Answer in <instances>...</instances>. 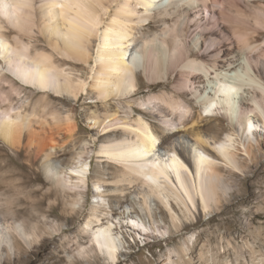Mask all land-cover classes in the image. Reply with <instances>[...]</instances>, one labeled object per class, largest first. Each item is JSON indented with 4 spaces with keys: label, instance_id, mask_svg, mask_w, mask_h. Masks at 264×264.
<instances>
[{
    "label": "bare ground",
    "instance_id": "bare-ground-1",
    "mask_svg": "<svg viewBox=\"0 0 264 264\" xmlns=\"http://www.w3.org/2000/svg\"><path fill=\"white\" fill-rule=\"evenodd\" d=\"M160 1L0 0V138L19 149L25 147L27 136L26 147L45 155L44 174L68 193L66 203L72 209L88 185L89 146L82 147L71 166L58 170L51 161L57 139L41 141L39 136L47 131L48 114L55 128L65 125L71 138L78 126L70 114L52 108V94L77 100L91 92L95 105L102 102V108L96 106L91 114L94 127L107 134L96 153L115 171L110 176L103 170L94 179L99 208H92L81 231L91 247L77 241L78 248L73 249L79 257L96 251L108 263L117 264L121 253L117 229L124 225L144 237L166 232L154 220L152 200L164 207L174 231L185 229V222L196 220L189 203L198 199L196 210L204 214V209L210 212L220 207L234 187L231 181L264 157V131H259L253 116L260 112L264 126V0H234L232 4L230 0H190L189 6L181 8L175 7L176 1L172 5ZM203 8L211 12L206 23H202ZM185 13L187 20L182 19ZM217 14L231 23L230 34L218 38L212 34L213 27L219 28ZM152 18L166 24L164 35L145 41L141 56H135L132 45L137 29ZM190 26H195V35L188 36ZM36 33L46 46L34 43ZM201 40L209 41L204 50ZM140 69L154 83L172 78L175 90L134 99L140 89ZM8 73L42 92L31 111L12 102V94H21L25 88ZM202 76L205 80L201 81ZM200 81L205 84L197 85ZM245 88L256 89L250 97L253 104L243 102ZM193 102L200 104L199 115L193 113ZM220 113L229 119L231 131L221 138L208 136L201 117L218 118ZM186 132L193 143L182 139ZM128 188L134 189L150 220L129 215L126 224L110 219L104 223L105 196L123 199ZM49 223L52 232L59 231V224ZM11 229L28 234L15 221L0 220V246L10 241Z\"/></svg>",
    "mask_w": 264,
    "mask_h": 264
},
{
    "label": "rangeland",
    "instance_id": "rangeland-1",
    "mask_svg": "<svg viewBox=\"0 0 264 264\" xmlns=\"http://www.w3.org/2000/svg\"><path fill=\"white\" fill-rule=\"evenodd\" d=\"M177 1L179 0H161L160 2L163 5H172L175 2V7L179 8L182 5H184L183 7L189 6L191 2L190 0H180L177 5ZM233 2L234 0H230L229 4ZM210 14L209 10L203 8L202 23L207 22ZM217 15L219 16V14ZM182 19H188L186 13L183 14ZM218 21L220 29L213 27V36L218 38L225 32L230 34L228 28L230 29L231 23L222 19L221 16ZM165 25L162 20L152 18L137 29V37L132 45L135 56H141L145 41L153 39L156 35L162 38L164 35L162 28ZM194 27L190 26L188 36L192 32L195 35ZM261 31L264 33V28ZM34 43L40 47L46 46L44 38L39 33H36ZM208 44L209 41L201 40V49L204 50ZM1 64L2 61H0ZM138 75L140 89L134 96L136 100L146 98L149 94L163 89L175 90L172 78L154 83L146 78L143 70H138ZM8 76L17 85L25 88L21 94H12V102L16 106L23 104L25 105L23 109L31 111L34 102L42 95V92L26 86L10 73ZM202 77L200 80H205ZM201 81L197 82V85L205 84V81L203 83ZM6 89L11 91L8 85ZM255 91L254 88L243 89V102L253 104L250 97ZM257 91L261 90L257 89ZM191 97V94L187 96L189 99ZM50 99L54 103L53 109L62 115L70 114L78 126L71 138L65 125L60 129L55 128L57 125L54 121L52 122V116L48 114L50 121L48 125H45L47 131L42 132L43 134H40L39 137H41V141L49 140L50 137L57 139L59 144L51 149L53 153L51 161L55 163L58 170H64L71 166L75 162V158L79 156L82 147L89 146L91 167L88 174V185L82 198L79 199L78 204H73L74 208L72 209L66 203L68 202L66 195L68 193L47 180L44 174L45 155L26 147L27 136L24 137L25 147L23 145L19 149L11 148L0 138V220L4 221L9 218L17 222L28 234L32 233V235H20L19 232L11 229L9 232L10 241H5L0 246V264H70V262L71 264H111L100 252L91 251L86 257H79L73 251L78 248L77 241L89 248L92 244L87 235L82 234L81 231L85 221L91 215L92 208H99L97 200L100 197H95L94 179L101 176L103 170L108 171L110 176L115 171L114 166L100 160L96 153L100 141L106 140L107 134H102L94 127L91 122V114L97 108L96 106L99 105L98 107L102 108V102L95 105L93 102L95 96L91 92L83 94L77 100L69 95L60 97L53 94ZM192 105L193 113L199 115L200 104L193 102ZM137 110L141 111L138 107ZM222 114H217V116ZM147 116L158 125V121H154L150 113ZM253 116L259 124V131H264L262 114L257 112ZM218 118L205 115L201 117L200 123L207 130L208 136L221 138L231 131L232 126L226 115L223 114ZM37 128L39 129V127ZM160 136L162 137L161 134ZM184 136L186 137L182 139L188 143L194 142L190 138V133L186 132ZM263 164L264 157L257 165L249 167L247 173L239 174L236 181H231L234 187L220 207L206 214L196 210V220L185 222L187 227L180 231L173 230L161 203L158 200H152L154 220L159 226L165 228L166 232L164 231L163 235L155 232L154 235L144 237L127 225L117 229L121 232V253L117 264H122L123 261H127V264H178L179 251L184 252V255H179V264H185V261L189 264H264ZM226 174L228 175V171ZM104 189L111 190V187L106 186ZM127 190L129 193L123 199L112 194L105 196L106 204L101 208L104 213V223L110 219L116 222L122 220L126 224V217L129 215L150 220L148 214L141 207L140 199H136L134 189L128 188ZM39 202L42 203L39 204ZM124 210L126 211L125 216L123 215ZM224 220L229 221L230 225L221 228L217 222ZM49 222L59 224V228H57L59 231L52 232L53 229L50 228ZM188 229H192V231L189 232ZM181 233H187V235L181 236ZM201 234H204L203 239H200ZM174 238H176V243L180 244V249L174 246ZM32 239L33 242H31ZM197 240H199L198 247ZM79 258L81 259L80 263L77 262Z\"/></svg>",
    "mask_w": 264,
    "mask_h": 264
},
{
    "label": "snow or ice",
    "instance_id": "snow-or-ice-1",
    "mask_svg": "<svg viewBox=\"0 0 264 264\" xmlns=\"http://www.w3.org/2000/svg\"><path fill=\"white\" fill-rule=\"evenodd\" d=\"M249 127H251V126H249ZM185 170H186V169H185ZM191 189H192V190L195 189V184H194V182L191 183ZM198 202H200V201L197 199V201H196L195 204H193V203H189V204L187 205V207H188V208L191 210V212L193 213V218H195V219H196V216L194 215V213L196 212V209H197V203H198ZM203 211L205 212V214L207 213V209H204ZM217 223L219 224V226H220L221 228H224L226 225H230V222L227 221V220H224V221H218ZM177 227H178V226H177ZM186 227H187V226H186ZM210 230L215 231L216 229H210ZM188 231L191 232L192 229H188ZM184 235H187V233H181V236H184ZM203 235H204V234H201L200 239H203ZM173 242H174V246H175L177 249H180V244H179V243H176V238L173 239ZM137 243H138V241H137ZM133 246H135V245H133ZM198 246H199V240H197V247H198ZM179 255H184V252H183V251H179ZM179 255L177 256L178 264H179ZM122 264H127V261H123ZM185 264H189V262L185 261Z\"/></svg>",
    "mask_w": 264,
    "mask_h": 264
}]
</instances>
